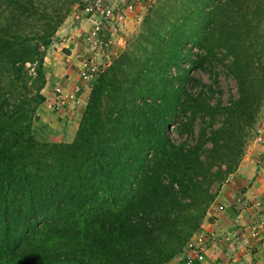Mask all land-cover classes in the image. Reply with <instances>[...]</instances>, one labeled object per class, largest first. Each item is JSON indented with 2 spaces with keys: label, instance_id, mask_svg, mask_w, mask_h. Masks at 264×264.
Masks as SVG:
<instances>
[{
  "label": "trees",
  "instance_id": "16d2710c",
  "mask_svg": "<svg viewBox=\"0 0 264 264\" xmlns=\"http://www.w3.org/2000/svg\"><path fill=\"white\" fill-rule=\"evenodd\" d=\"M175 1L94 76L73 140L53 142L37 125L43 61L75 1L0 0V264L186 263L264 101V0ZM221 52L238 89L226 105L192 76ZM174 118L180 135L208 125L178 144Z\"/></svg>",
  "mask_w": 264,
  "mask_h": 264
},
{
  "label": "crops",
  "instance_id": "0c3cea01",
  "mask_svg": "<svg viewBox=\"0 0 264 264\" xmlns=\"http://www.w3.org/2000/svg\"><path fill=\"white\" fill-rule=\"evenodd\" d=\"M153 1L144 0L136 5L135 13L129 14L115 33L120 45L113 50L118 48L121 52L125 48L127 37L134 34L141 21L136 15L142 19ZM89 27L85 15L75 7L55 32L53 44L43 61L45 85L42 94L46 103L38 110L37 125L43 131L52 130L57 134L59 138L53 142L73 140L92 87L90 82L81 80L78 73L81 61L94 56L83 40ZM75 87L80 89L79 104L64 96ZM257 127L259 133L240 160L234 179L217 198L214 216L204 224L202 233L207 238L204 257L196 264H264V114ZM256 223L262 226L253 236L251 227ZM211 234L220 240L213 242ZM173 264L180 262L174 259Z\"/></svg>",
  "mask_w": 264,
  "mask_h": 264
},
{
  "label": "built area",
  "instance_id": "2783aa9c",
  "mask_svg": "<svg viewBox=\"0 0 264 264\" xmlns=\"http://www.w3.org/2000/svg\"><path fill=\"white\" fill-rule=\"evenodd\" d=\"M144 0H80L77 5V10L83 13L90 27L84 36L85 43L93 52L91 55L81 61L79 68V77L83 81L92 82L105 66H107L113 58L118 54V48L113 50L115 46L120 45V40L117 39L115 33L122 26L129 14L136 11V5L142 4ZM137 14V13H136ZM137 20H141L140 16L136 15ZM104 57V59H103ZM97 58H100L99 60ZM79 88L65 94V98L71 99L79 104L78 92ZM261 223H256L251 227V235H257L261 228ZM202 232L199 236L194 237L186 246L185 264L193 262H202L203 250L206 246L207 238ZM213 242L220 240L219 237L211 234ZM208 237V238H210Z\"/></svg>",
  "mask_w": 264,
  "mask_h": 264
},
{
  "label": "rangeland",
  "instance_id": "374dc122",
  "mask_svg": "<svg viewBox=\"0 0 264 264\" xmlns=\"http://www.w3.org/2000/svg\"><path fill=\"white\" fill-rule=\"evenodd\" d=\"M73 1H75L73 4V8L75 9V7H77V5H78L77 2H79L80 0H73ZM176 3L177 2L175 0H154L151 3V5L147 8V11L143 14L139 25H137V27L135 28V30L133 32L134 34H132V35H136L139 31L142 30L141 26L143 24L144 19L146 18L147 14H149L150 10L153 9L155 6L159 5L160 7H162V11L164 13H166V12H168L169 7L175 6ZM170 14H172V16H173V13H170ZM170 14H168V15H170ZM255 31L258 32V35L261 36V39H259V46H258V48L260 49L261 55H260V58L258 61L259 64L257 66L258 67L257 76L260 77L262 74L264 75V22H262L260 24V26L258 25L255 28ZM130 36H128L127 38H129ZM195 51H198V50L195 48V49H193V52H195ZM218 57H219V59H221L220 61L214 62L211 67H207L205 70L199 69V68L195 69L192 73V76L194 78L196 77L200 82H202L208 86H211L212 89L209 93V97L211 98L212 102L220 101V102H222L223 105H226V104H228L230 98L238 97V89H237L236 82H234L233 78L227 73V66L230 64L231 58L229 56H225L224 52L219 53ZM197 88H198V84L196 83V85L192 88V90L196 91ZM263 114H264V101L262 103V106L260 107L258 114H257V117L255 119V123L252 125V129H250V131H249V135L246 139V143L244 146V153H245L246 149L248 148L250 142L259 133L258 132L259 129L257 126H258L260 119H261ZM172 121H173L172 125L169 126V130L171 131V139L175 143H178V144H180L181 142H186L187 144L195 145L197 143L196 139H197V134H199V132H200V128L202 126L208 125L207 124L208 121H205V123H204L198 119L194 125V128H193L194 133L193 134L189 135L187 133H183V135H180L179 133H177L176 130H174V126L179 121V118H174ZM214 121L215 122H213L212 124H215V126H217L218 121H219L218 118ZM67 130L69 131L70 127H68ZM67 130H66L67 136L65 135L66 138L69 137V133ZM209 131L210 130L208 127V132ZM39 134H40V137L46 138V139L51 140V141H55L56 138H59V137H57V134H55L52 130L43 131L42 128L40 129ZM207 149L208 148L205 147L206 151H207ZM237 167H236V169H237ZM214 168H215V166H214ZM222 169H224V168H222ZM236 169L233 172L229 173L228 175H226V176L224 175L222 180L214 181L211 184L210 192L213 194L214 200L209 205V207L207 208V212H206V214L202 220L203 221V223L201 225L202 229H204L205 222L208 221L209 219H211L210 217L214 216L213 213H214L215 208L217 206L216 205L217 198L223 190L227 189V185L230 184V182L234 179V176H235L234 173L236 172ZM197 236H199V235H197ZM175 259H177L179 261L181 260L180 257H177ZM173 262H174V259L170 260L166 264H173Z\"/></svg>",
  "mask_w": 264,
  "mask_h": 264
}]
</instances>
